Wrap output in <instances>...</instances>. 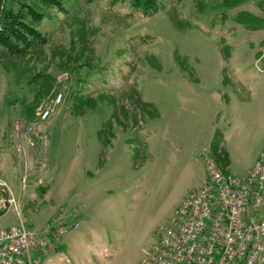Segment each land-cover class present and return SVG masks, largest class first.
<instances>
[{"label": "rangeland", "instance_id": "obj_1", "mask_svg": "<svg viewBox=\"0 0 264 264\" xmlns=\"http://www.w3.org/2000/svg\"><path fill=\"white\" fill-rule=\"evenodd\" d=\"M25 1L47 43L15 59L17 72L0 67V182L20 197L24 181L36 232L78 211V230L42 264H139L204 179L211 133L220 141L243 128L244 110L264 113L243 100L263 92L264 0H158L151 17L132 0ZM238 71L250 83L222 111L210 92H227L221 77ZM235 145L223 150L240 177L253 151ZM16 224L12 208L0 216V230Z\"/></svg>", "mask_w": 264, "mask_h": 264}, {"label": "built area", "instance_id": "obj_2", "mask_svg": "<svg viewBox=\"0 0 264 264\" xmlns=\"http://www.w3.org/2000/svg\"><path fill=\"white\" fill-rule=\"evenodd\" d=\"M54 105L52 101L40 111L41 121L53 113ZM202 160L205 180L159 227L157 241L139 264H264V148L243 178L221 171L206 149ZM21 183L20 197L6 188L5 201L14 210L17 225L0 230V264H41L68 233L79 228L75 211H62L39 232L27 228L22 215L25 183Z\"/></svg>", "mask_w": 264, "mask_h": 264}, {"label": "trees", "instance_id": "obj_3", "mask_svg": "<svg viewBox=\"0 0 264 264\" xmlns=\"http://www.w3.org/2000/svg\"><path fill=\"white\" fill-rule=\"evenodd\" d=\"M41 1L56 5L61 10L59 0ZM131 6L142 17H151L159 12L158 0H132ZM42 18V14L25 0H0L1 68L17 72L15 59H26L35 48L47 43L46 36L34 27ZM47 189L42 186L37 189V201L46 194ZM2 214L0 212V216Z\"/></svg>", "mask_w": 264, "mask_h": 264}, {"label": "crops", "instance_id": "obj_4", "mask_svg": "<svg viewBox=\"0 0 264 264\" xmlns=\"http://www.w3.org/2000/svg\"><path fill=\"white\" fill-rule=\"evenodd\" d=\"M224 71V70H223ZM222 75V74H221ZM245 74L241 73V71H238V73L234 74L232 77H221L220 83L221 87H225L227 85V92L223 91L220 92L219 88H215V90L211 91L212 99L215 100L218 103V106L221 107V110L224 111L226 104L232 100V98L237 99L239 93H240V87L247 86L248 83H250L249 78ZM262 85V84H259ZM262 88V93H259L257 95L255 94H248V96H245L243 98L244 101H246L248 104L250 102H255L258 105H264V87ZM263 107V106H262ZM264 109V108H263ZM244 125L243 128L240 130L238 127H235L233 130V135H231V129L227 132V134L220 139V141L215 142V136L213 133L209 136V144L207 147L209 148L211 155L217 162L218 166L219 162L221 161L224 166L220 167L223 171L229 173L232 175V173L229 171L227 160L225 158L224 150L227 149L226 142L236 143V146H242V148H248L253 153V158L251 160V167L247 172L244 174H241L240 177H244L247 175V173L251 170L254 163L258 159V156L262 149L264 148V113L261 114L259 110L251 111V110H244ZM218 116V114H217ZM219 118L216 117V121ZM219 121V120H218ZM259 122V124L257 123ZM213 129V128H212ZM239 130V131H238ZM244 133L245 140H241L240 138L237 139L240 134L237 133ZM234 148V149H235ZM228 153V151H227ZM204 180V179H203ZM202 180V181H203ZM3 183V182H1ZM202 183V182H201ZM5 184V183H3ZM6 185V184H5ZM10 189V188H9ZM11 190V189H10ZM74 211V210H70ZM68 211V212H70ZM78 214V211H77ZM77 218L80 221V216L78 215ZM75 232V231H74ZM65 248V245L62 243V248Z\"/></svg>", "mask_w": 264, "mask_h": 264}, {"label": "water", "instance_id": "obj_5", "mask_svg": "<svg viewBox=\"0 0 264 264\" xmlns=\"http://www.w3.org/2000/svg\"><path fill=\"white\" fill-rule=\"evenodd\" d=\"M0 190H1V191H4L2 187H0ZM4 192H5V191H4ZM5 195H6V193H5ZM5 198H6V197H5ZM7 207H8V204H7V201H5L4 208L7 209ZM0 212H2V211H0Z\"/></svg>", "mask_w": 264, "mask_h": 264}]
</instances>
